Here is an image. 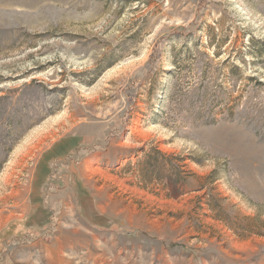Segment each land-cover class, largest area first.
<instances>
[{
	"label": "rangeland",
	"instance_id": "1",
	"mask_svg": "<svg viewBox=\"0 0 264 264\" xmlns=\"http://www.w3.org/2000/svg\"><path fill=\"white\" fill-rule=\"evenodd\" d=\"M0 264H264V0H0Z\"/></svg>",
	"mask_w": 264,
	"mask_h": 264
}]
</instances>
